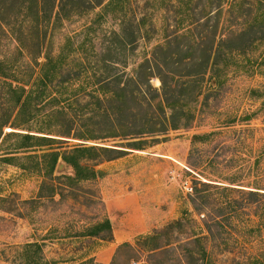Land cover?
<instances>
[{"label":"rangeland","instance_id":"1","mask_svg":"<svg viewBox=\"0 0 264 264\" xmlns=\"http://www.w3.org/2000/svg\"><path fill=\"white\" fill-rule=\"evenodd\" d=\"M124 3L126 20L131 28L136 30V23L143 21L133 48L127 47L119 54L125 59V64L118 65L119 71L126 74L133 62L141 60L144 55L150 56L154 45L167 38L176 40L188 35L184 38L186 42L195 44L198 30L207 23V14L210 12L209 15L213 16L216 11L214 7H208L207 0H191L188 6L181 8L174 0H126ZM204 8L207 12L203 11ZM97 10L99 7L95 8ZM255 16L259 21L256 28L260 29L264 26V2L244 0L235 14L229 13L227 3H224L216 39L227 32L229 24L240 20L251 24ZM213 18L208 25L212 24ZM29 26L22 27L25 30L24 57L18 52L19 42L0 32V59L5 56L16 62L18 58V71L24 77L31 72L25 62L29 61L27 52L36 51L37 41L36 33ZM117 27L118 21L111 16L97 20L93 12H88L48 29L44 46L55 52L60 44L67 43L66 37L70 36L74 44L86 42L90 58L95 60V52L100 55L101 48L112 37L111 31ZM203 28L207 33L211 30L207 26ZM258 35L262 36L263 30L258 31ZM235 58L238 70L229 72L221 86H213L209 74L205 75L200 94L190 104L193 116L187 128L169 129L166 134L156 136L158 142L147 143L142 150L129 149L114 160L82 161L106 171L101 178L71 181L63 176V173L70 174L71 170L60 162L54 173L57 178L54 181L46 179L43 185L45 178L37 171L35 160L26 155L41 154L49 147L63 152L79 142L127 146L123 137L79 140L56 136L61 140L52 142L51 146L43 145L34 148V152H22L25 149L14 150L20 138L1 136L0 264H23V246L33 241L41 243L39 254L47 264H111L113 257L116 258L114 264H139L141 262H128L127 251H116L117 246H113L111 240L80 233L105 217L112 220L113 216L120 224L114 228L112 223L117 240L121 243L128 241L138 248L140 237L180 218L183 210L190 211L200 226H203V220L210 221L212 236L206 237L204 243L215 264H264V204L246 200L245 192L239 189H248V186L264 188V39L246 48L242 54H236ZM87 72L68 89H61L65 94L58 105H45L21 128L38 130L43 127L46 132L57 134L66 127L69 115L75 121L76 129L91 128V124H85L84 116L95 107L88 93L95 86L94 75H98L100 69L89 67ZM151 83L157 88L160 85L157 78H152ZM251 89H259L260 93L253 94ZM129 105L137 109L133 102ZM62 107L66 111L53 112ZM3 113L0 108V117ZM246 113L251 114L250 120L236 122L239 124L232 127L225 125L228 120ZM11 129L3 127V135ZM210 131L218 133L205 142L192 144L193 134ZM11 154L17 158L12 164L6 163L4 157ZM230 177L236 179V184L245 186L233 185L235 188L224 190L213 185L201 212L195 210L191 199L195 187H202L199 181H211L208 178L217 185H226ZM52 183L60 193L53 199L47 196ZM190 185L192 190L188 192ZM40 194L43 196L39 198ZM117 199L120 201L115 202ZM137 205L144 226L139 227L132 211L125 224L121 223L126 212L123 207ZM201 231L207 234L205 229ZM179 236L184 238L186 235ZM93 255L94 262H83Z\"/></svg>","mask_w":264,"mask_h":264},{"label":"trees","instance_id":"2","mask_svg":"<svg viewBox=\"0 0 264 264\" xmlns=\"http://www.w3.org/2000/svg\"><path fill=\"white\" fill-rule=\"evenodd\" d=\"M125 1L0 0V32L11 35L19 42L20 46L17 49L22 57L26 52L23 25L30 24L29 29L36 33L37 40L36 51L27 52L29 61L25 62L31 70L28 77L20 75L18 58L16 62L10 61L5 56L0 59V108L4 110L0 117V137L13 135L20 138L21 141L14 150L25 149L22 152H34V148L43 145L51 146L52 142L61 140L56 136L79 140L123 137L127 140V146L119 145L123 148L79 142L63 152L49 147L48 151L41 154L34 152L26 155L35 160L37 171L45 178L43 185L46 184V179L54 181L57 178L54 173L60 162L71 170L70 174L63 173V176L71 181L101 178L106 171L85 165L82 161L89 159L100 163L114 160L125 155L129 149L142 150L147 143L158 142L156 136L166 134L169 129L187 128L193 116L190 104L200 94L205 75L209 74L213 86H221L229 72L238 70L235 55L242 54L246 48L264 39V26L260 29L256 28L259 21L258 16H255V21L251 24L241 20L229 24L227 32L217 40L216 34L224 3H227L228 12L235 14L244 0H207L208 7L210 9L214 7L216 11L213 16L209 15L210 12L207 14L206 22L208 23L213 17L214 20L210 25L203 23L198 30L199 37L195 44L186 42L187 39L184 38L188 35L177 37L176 40L167 38L162 43L154 45L150 56L144 55L141 60L133 62L130 71L126 74L125 71H119L118 65L125 64V59L123 60L119 54L127 47L133 48L143 21L141 19L136 23L138 27L136 30L130 27L126 20ZM174 1L178 8L188 6L191 2V0ZM257 2L263 3L264 0ZM96 7H99V10L95 11ZM205 10L204 8L203 11ZM88 12H93L97 20L111 16L113 20L118 21L117 29L111 31L112 37L103 45L100 55L93 51L97 59L90 58L86 42L80 41L74 44L70 36L66 37L67 43L60 44L55 52L44 46L48 29L56 28L63 21ZM198 20L200 22V18ZM204 26L210 27L211 30L207 33ZM260 30H263L262 36L258 35ZM92 66L99 68L100 73L94 75L95 86L91 87L88 93L95 107L90 114L88 112L86 113L88 115L84 116L85 124H91V128L76 129L71 115L67 117L64 130L57 131V134L46 132L43 127L38 130L21 128L45 105H58L65 94L61 89H68V86L88 73V68H93ZM152 78L160 81L158 88L152 85ZM251 91L253 94L260 93L259 89H251ZM130 102H133L137 109L132 108ZM59 110L66 111L62 107L53 112ZM250 119L251 114L246 113L236 119L234 117L228 120L225 125L232 127L239 124L236 122ZM5 126L12 129L3 135ZM215 133L218 131L193 134L191 142L192 144L205 142ZM16 158L11 154L5 156L3 160L12 164ZM211 181H199L202 187H195L191 200L195 210L199 212L208 202L210 188L213 185L224 190L235 188L232 187L233 185L245 186L236 184L234 177L227 179L226 185H217ZM248 187V189L239 188L245 192V199L264 204V192H262L264 188ZM190 188L192 190L191 185ZM56 194L60 193L52 183L47 196L53 199ZM42 196L40 194L39 198ZM202 228L207 234L202 233ZM179 234L186 236L180 238ZM80 235L111 240L112 221L105 217ZM211 236L210 221L203 220V226H200L190 211L183 210L180 218L140 237L137 240L138 248L125 241L117 245L116 251L126 250V260L130 263L215 264L204 243V239ZM39 253H41L40 242L25 243L23 264H47ZM140 256L143 259L140 260ZM115 259L113 257L111 264L115 263ZM94 261V256H91L83 262Z\"/></svg>","mask_w":264,"mask_h":264},{"label":"crops","instance_id":"3","mask_svg":"<svg viewBox=\"0 0 264 264\" xmlns=\"http://www.w3.org/2000/svg\"><path fill=\"white\" fill-rule=\"evenodd\" d=\"M118 201H120V199H117L115 202H118ZM123 210H126V212H125V214H123V217L121 218V223L123 222L125 224L127 218L130 217L131 211L137 217V219H138L137 222H139L138 223L139 224V227L140 226L142 227L143 223H145V221L142 218L141 209H140V207L138 205L137 206H133L132 208L131 207H123ZM111 221L113 223L114 228H116L117 225L120 226V224L118 223V220H116V217H113L112 216V220ZM112 232H113V238L111 239V244L113 246H117L121 242L117 240L116 230L114 229ZM98 253H99V255H101V251H99Z\"/></svg>","mask_w":264,"mask_h":264},{"label":"built area","instance_id":"4","mask_svg":"<svg viewBox=\"0 0 264 264\" xmlns=\"http://www.w3.org/2000/svg\"><path fill=\"white\" fill-rule=\"evenodd\" d=\"M188 192L191 190L190 186L187 187Z\"/></svg>","mask_w":264,"mask_h":264}]
</instances>
